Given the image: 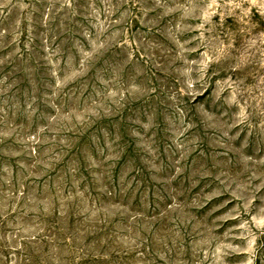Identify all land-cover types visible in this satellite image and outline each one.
I'll return each mask as SVG.
<instances>
[{"label":"rangeland","instance_id":"1","mask_svg":"<svg viewBox=\"0 0 264 264\" xmlns=\"http://www.w3.org/2000/svg\"><path fill=\"white\" fill-rule=\"evenodd\" d=\"M0 264H264V0H0Z\"/></svg>","mask_w":264,"mask_h":264}]
</instances>
